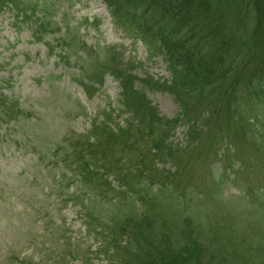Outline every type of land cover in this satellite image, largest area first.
Returning <instances> with one entry per match:
<instances>
[{
  "label": "rangeland",
  "instance_id": "rangeland-1",
  "mask_svg": "<svg viewBox=\"0 0 264 264\" xmlns=\"http://www.w3.org/2000/svg\"><path fill=\"white\" fill-rule=\"evenodd\" d=\"M209 1L204 78L104 0H0V264H264V0Z\"/></svg>",
  "mask_w": 264,
  "mask_h": 264
},
{
  "label": "trees",
  "instance_id": "trees-1",
  "mask_svg": "<svg viewBox=\"0 0 264 264\" xmlns=\"http://www.w3.org/2000/svg\"><path fill=\"white\" fill-rule=\"evenodd\" d=\"M112 16L159 41L172 66L187 75L212 77L224 63L227 40L209 0H104ZM263 81L246 87L260 95Z\"/></svg>",
  "mask_w": 264,
  "mask_h": 264
}]
</instances>
